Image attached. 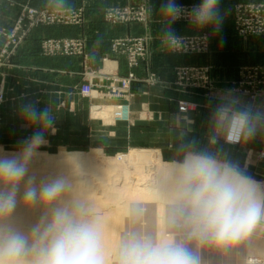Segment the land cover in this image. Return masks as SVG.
<instances>
[{"label":"rangeland","instance_id":"obj_1","mask_svg":"<svg viewBox=\"0 0 264 264\" xmlns=\"http://www.w3.org/2000/svg\"><path fill=\"white\" fill-rule=\"evenodd\" d=\"M84 1L72 0L73 11L57 14L58 8L55 0H49L52 13L44 7L45 0H0V69L14 67L12 58L20 50L26 49L29 42H32L30 47L34 48L32 50L45 64V71H47L38 74L35 71L21 72L20 69L13 73L1 70L0 82L4 84V88L0 89V96L3 97L0 101V146L6 151H15L19 147L18 141L31 134L32 129L23 128L16 115L19 97L21 94H26L29 98L40 99V107H43L44 103L49 104L57 117L55 132L48 135L49 144L40 149V154L58 156L63 152L88 156L96 152L104 161H110L116 156L118 161L116 172L114 170L113 172H104L106 176L111 175L112 180L119 179V182L110 180L111 182L107 181L104 185L107 187L114 185L118 188L125 178H127V183L140 181L138 183L141 184L142 181L143 183L146 181L144 184L149 185L152 183V179L155 181L154 169L145 165L129 164L126 159L124 162L121 157H126L134 151H157L162 162L171 164V161L177 159L176 144L185 132L187 133L185 139H192V134L193 139L197 141L199 136L201 137V141H198L199 146L207 144L209 125L195 133H188L190 127L184 117L188 112H195V114L197 112L196 116L201 115L199 112L202 113L203 109L199 108V104L208 102L209 97H215V89H222V87V90L235 89L246 100H251L241 92L248 86V83L252 82L255 87H259L260 93L264 92V63L257 60L261 56L251 57L246 54L249 49L247 45L253 44L257 50L256 44L261 41L257 39L264 37L263 1L233 0V4L227 7V15H230L236 38L221 42V40H211L210 37L206 49L198 45L195 50L182 54H173L164 50L159 40L138 36L143 32L139 28L135 29L136 26H144L149 22L148 0H106L108 6L103 8L102 22L111 28L127 25L133 28L130 29V33L128 32L124 36L103 40V47L88 45L89 40L81 38L57 37V35H53L52 31H49L50 34H44L46 30H53L60 26L82 25L85 18ZM193 1L198 3L197 0H192L191 3L183 5L190 7L195 4ZM175 24H187V21L181 19ZM35 32H38V40H28L33 37ZM179 34L182 35L181 32ZM89 47H102L99 52L95 53L98 55L95 56L98 60L95 61L94 68L91 67L88 59ZM217 50H221V54H223L219 61L221 63H230L227 57L238 54L237 63L233 69L235 77L232 81L216 78L210 64L205 63L210 61L209 59L218 52ZM72 59L79 60L78 70H76V65L72 66L69 62L66 63ZM55 61H63L60 64L61 67H54ZM111 61L122 62V74L112 68ZM55 68L63 71V78L54 77ZM69 70H71L72 76H65ZM49 71L51 72L49 73ZM124 80H129L127 88L123 87ZM85 84L91 85V92L87 95L81 93V87ZM34 86H41L42 89L34 88ZM54 86H60L61 91L54 92ZM134 92L141 93V96H136ZM253 101L261 104L264 102V96ZM124 107H127L128 118H118L114 112L118 108L124 109ZM166 107L169 111L165 110L164 114L168 115L169 122L166 120H161L158 124L149 122L156 116L153 117L152 111ZM9 108L13 110V117L10 116ZM103 109L110 111L108 116L101 117L96 114ZM208 110L205 116H209ZM11 121L13 124H10ZM263 135L264 133L258 134V137L246 142V145L260 149L256 151L255 163L251 157L247 165L250 174L258 181H264V166L258 165L264 161V157L258 159L259 154L264 152ZM239 144L241 145V143ZM223 148L230 158L239 160L243 164L247 162V156L244 154L241 156L237 149L232 151L228 147L223 146ZM57 161L59 162L60 159ZM95 163L98 164V162ZM39 164L59 169V172L46 169L45 171H49L46 173V178L55 174L70 173L69 175L74 174L77 177L78 183L83 180L81 184L85 185L84 188L89 183L93 189H96L97 194L104 189V186H98L102 185L101 181L100 184L96 180L101 178L100 173H104L100 170L98 172L92 168L94 171L89 173L86 171L87 169L79 168L80 170L75 173V168L71 167L75 166L73 161L56 164L34 161L31 165L33 173L38 172ZM137 167H140L141 169H139L144 173L143 176L141 175V180L138 175L142 172L139 169L136 172L137 170L134 169ZM125 173L129 174V177ZM148 174L151 175H149L151 178ZM149 180L151 181L149 182ZM140 201L142 200L130 201L127 204V209L130 208L129 206L138 205L142 213L133 217L134 219L131 218L132 220L128 217L129 211L128 214L126 212V216L123 215L126 218L122 221V230L120 229L121 232L118 234L119 239L113 249L115 250L113 256L118 250L122 236L129 231L156 236V204L154 201V203ZM124 202L125 200L120 201L122 206ZM162 206L167 210L165 213L168 212L166 201ZM19 207L21 210L19 209L20 212L16 214L17 216L15 215V218L21 216L25 221L22 223V220H16L19 226L28 230L32 223L34 225L41 222L39 220H42V208H26L23 203ZM24 211L26 212L23 213ZM162 216L164 217H162V226L165 230L162 231L166 235L169 231L167 214ZM26 220L28 224H26ZM252 236L264 239V222L257 225L250 237ZM246 252V241L229 251H208L205 255V264H252L248 261L258 257ZM259 259L261 263L258 264H264V262L262 263L263 259Z\"/></svg>","mask_w":264,"mask_h":264},{"label":"clouds","instance_id":"obj_2","mask_svg":"<svg viewBox=\"0 0 264 264\" xmlns=\"http://www.w3.org/2000/svg\"><path fill=\"white\" fill-rule=\"evenodd\" d=\"M57 14L73 11L72 0H55ZM44 7L52 13L49 0ZM159 42L173 54L187 53L222 32L226 16L221 0H199L190 7L162 0ZM184 19L191 35L173 25ZM221 42L223 38L221 37ZM3 97L0 96V101ZM40 99L21 94L16 109L31 134L15 151L0 146V264H205L208 251H227L244 243L264 222V181L230 158L223 144L250 142L264 133V104L246 100L235 89L209 97L207 144L195 139L176 144L177 159L153 189L167 200L168 234L129 231L115 255L105 247V222L93 203L76 189L77 178L55 174L38 179L31 165L49 144L57 117ZM43 209L42 220L25 230L16 223L18 205ZM138 205L129 217L139 216Z\"/></svg>","mask_w":264,"mask_h":264},{"label":"crops","instance_id":"obj_3","mask_svg":"<svg viewBox=\"0 0 264 264\" xmlns=\"http://www.w3.org/2000/svg\"><path fill=\"white\" fill-rule=\"evenodd\" d=\"M199 3V0H197ZM251 1V0H249ZM259 1V0H256ZM263 1L264 0H260ZM86 2V3H85ZM162 0H148V5H149V11H150V18H149V22L147 25L144 26H136L135 29H140L142 30L143 34L138 35V36H142V37H148L151 38V40H159V28H160V22H161V17L159 16L158 12L156 11V9L158 8L159 3H161ZM181 2L182 4L185 3H191L192 0H178V3ZM195 3H197L196 1H193ZM234 2L233 0H221V5L222 8L225 10L226 12V16H225V20H224V24H223V29L222 32L219 35L213 36L211 37V40H221V37L223 38V40H234L236 38L234 32H233V27L231 24V18L230 15H227L228 11H227V7H229V5L231 6ZM84 5V14H85V18H84V22L82 23V25L80 26H60L57 27L53 30H46L44 32L45 33H49V31H52L53 35H57V37H74V38H81L82 40H89L88 41V45L92 44L94 47L96 45H103V40H112L115 37H119V36H124L125 34H127L128 32L130 33L133 27H128L124 26V27H117V28H111L109 26H106L103 22H102V11L103 8L108 6V2H106V0H85L83 2ZM173 27L175 28V30L177 32H181L182 35H191L192 33L190 32V29L188 27V24H174ZM178 33V34H179ZM38 32H35L33 37L28 39V40H38ZM234 38V39H233ZM251 40H256L255 38H250ZM257 40H261L259 42H257V50L255 49V47L253 46V44H249L247 45L249 47V49L247 50V53L249 56L251 57H256V56H261L260 58H258V61H263L262 63H264V37L258 38ZM101 43V44H100ZM32 44V42L28 43L27 48L26 49H22L20 50L12 59L14 67L11 68H2L0 69L2 71H6L8 73H13V71L16 72V70H19L21 72L26 71V72H31V71H35L38 74H42L43 72H47L45 71V64L43 62H41V60H39V58L37 57L36 53L33 47H30V45ZM1 45V42H0ZM103 47V46H102ZM102 47L99 48H90L89 47V62L91 63V67H95V61L98 60L96 59V52H99ZM232 50V49H231ZM218 51V50H217ZM237 54V52H236ZM221 55V50H219L218 52H216V54H214L209 60L210 61H206L205 63L210 64V67L214 70V73L216 75V78L222 79V80H230L232 81V79L235 77L234 74V66L237 63L236 62V57L237 55L233 54L234 56H229L227 57L228 60L230 61V63H221L220 58L222 57ZM98 56V55H97ZM56 64L54 67H61V63L63 61H55ZM69 62L72 66L76 67V70H78V65H79V60L77 59H72L71 61H66V63ZM28 63V64H27ZM112 68L118 72L119 74H122L123 72H121L122 70V62L121 61H111L110 62ZM99 65V64H98ZM100 66V65H99ZM110 66V67H111ZM56 70L53 71L54 73V77L55 78H63V71L60 69L55 68ZM75 71V70H73ZM51 71H49L50 73ZM63 74V75H62ZM72 72L71 70H69L67 72V75L65 76H72L71 75ZM1 75V74H0ZM1 78V76H0ZM4 88V84H2L0 82V89ZM34 88H38V89H42L41 86H34ZM62 88H60V86H54V92H60ZM223 89V87H222ZM222 89H215V93L214 96H218L221 93ZM136 93V96L140 95L141 93ZM261 104H264L261 103ZM204 106V108H203ZM209 104L208 102H204L199 104V108L203 109V112H199L201 115L196 116L195 112H188L184 119L185 121H188V126L190 127L188 133H192L195 131H199L201 128H203L205 126L208 127L209 125V116H205L207 113L206 111L209 108ZM10 116L13 117V110L10 109ZM169 111L168 108H162L161 110H156V111H152L153 112V117L155 116L154 119L149 120L152 121V124H158L161 122V120H166V122H169V118L168 115L164 114V111ZM205 111V112H204ZM210 108L208 110V114L210 113ZM165 115V116H164ZM200 116V117H199ZM199 117V119H198ZM10 124H13V121L10 122ZM192 139L194 138L193 135L191 134ZM258 137V136H257ZM263 140H264V135H263ZM198 141H201V137L199 136ZM243 144V145H242ZM223 146L230 148L232 151H235L236 149L241 153V156H243V154L245 156H247V162H245V165L247 166L251 157L253 158V163H255V156H256V151L260 150V149H256L254 146H248L246 145V142H241V145H225L223 144ZM261 147V145H260ZM259 147V148H260ZM261 166H264V161L261 164H258Z\"/></svg>","mask_w":264,"mask_h":264},{"label":"bare ground","instance_id":"obj_4","mask_svg":"<svg viewBox=\"0 0 264 264\" xmlns=\"http://www.w3.org/2000/svg\"><path fill=\"white\" fill-rule=\"evenodd\" d=\"M115 112H117V111H115ZM109 113H110L109 110L103 109L101 111H98L96 114L99 115V116H101V117H106V116H108ZM156 152L147 151V150L137 151V152L134 151V152L130 153L128 156H126V157H124V156L121 157L122 160H124V162H125V159H126V162H128L129 164L130 163H134L135 165L136 164L137 165H145L147 167H151L152 169H154L155 174H153V175H155V181L153 179H152V181L149 180V182L151 181L152 183L151 184L148 183L149 185H146V184H144L146 182L144 179H142V180H144L145 182L143 183V181H142V183L140 184V183H138L140 181H138L137 183L132 182V181H131V183H127V178H125L123 180L122 184L120 183V185L118 186V188H116V186H114V185H109L108 187H107V185H104L107 181H110L111 180L113 182L115 180V179L112 180V177H110L111 176L110 175L111 173L109 174L110 176H106V174H105L104 171H106V172H108V171L113 172V170L115 171V169L117 167L116 163L118 162L116 156L113 159H110V161H104L100 157V154L99 153L96 154V152H94V153H92L91 155H88V156H86V155L83 156V155H81L79 153H63V152L60 153L58 156H48V155H46V154L43 153V154H40L34 161H36L37 163H51V164H56V163H60V162H63V161L69 163V162L73 161V162H75V166H71V167L72 168H75V170H74L75 173L80 170L79 168H85V169H87L86 171L89 172V173H92L94 171L93 169L97 170L98 172H99V170L101 172H104V173H100L101 174V176H100L101 178L96 179L97 181H99V183H100V181L102 183L101 186L98 185L99 187L104 186L103 187L104 189H102V191L98 192V194L96 193V189H93L92 188V185L89 184V183L88 184L86 183L87 184V187L84 188L85 185L83 184L84 185L83 186L81 184V183H83L82 182L83 181L82 179H81L82 180L81 183L80 182L78 183V181H77V183H76V189H77V191L81 195L85 196L88 200H90L93 203L95 210L102 215V217L104 219V222H105V225H106V228H105V238H104L105 247H106V249H107V251L109 253L112 252L111 253V255H112L113 252L115 251V250H113L116 247L115 244L117 245V243H116L117 242V239H119L118 238V234L122 230L121 229L122 228V224H123L122 221H123V219L126 218V217L124 218L123 215L126 216L128 214L129 209H127V207H128L127 204L130 201H133V202L134 201L135 202L136 201L138 202L139 200H142L140 202H143V201H145V202H153L154 201L155 204H156L155 205L156 206V213H155L156 215L154 214L155 215L156 222H157V223L155 222L156 223V230H157L156 231V236L158 237V236L165 235V233H163V231H165V230H163V226H162V217H163L162 215L167 214V212L165 213V211H167V210L164 209L165 207L162 206V205H163V203L165 204V201L167 202V200H166V197L156 195V193H155V191L153 189V186L154 185H157L159 182H161L163 180L166 172L170 169L171 164L162 162L161 159H160V156ZM59 159H60V161L58 162L57 160H59ZM107 160H108V158H107ZM95 162H98V164L95 163ZM39 165L40 166H38V169H40V170L37 169L38 172L37 173H34L37 176L38 179L46 178L45 176H46V173L47 172H49V171H55L56 170V168H54L53 166H48L47 167V166H41V164H39ZM58 168H59V166H58ZM139 168L137 167V169L136 168H134V169H135V171L137 170L136 172H138V169ZM142 168H143V166H142ZM46 169H50V170L49 171H45ZM148 170H151V169H148ZM39 171H41V172H39ZM140 171L142 173L140 175H138V177H140L139 180H141V177L144 174L142 170H140ZM56 172H59V169L56 170ZM79 174H81V173H79ZM125 174H126V176L128 175V177H129V174H127V173H125ZM125 174H124V176H125ZM86 175H88V174H86ZM107 175H108V173H107ZM133 175H131V176H133ZM136 175H137V173L135 174V178H136V181H137V176ZM145 175H147V174H145ZM149 175L150 174H148V176ZM78 176H80V175H78ZM84 180H85V178H84ZM116 180H115V182H116ZM133 180H134V178H133ZM114 184L116 185L117 183H114ZM121 200H125L123 206L121 205L122 203H120ZM20 205H18V208L16 210V214L19 213L20 210H21L20 209L21 207H19ZM31 210L33 211V209H31ZM25 212L26 211H24L23 213H25ZM27 212H29V211H27ZM35 212H36V209H35ZM126 212H127V214H126ZM28 215H29V213H28ZM23 217H24V215H23ZM33 217H34V215H33ZM30 218L32 219V217H30ZM30 218H28V219H30ZM131 218H133V217H131ZM23 219L24 218H22L21 216H20V218H15V220H22V221H23ZM136 219H137V217H136ZM27 220H26V224H28L27 223ZM30 221H32V220H30ZM39 221H41V220H39ZM22 223H25V221H23ZM32 225H33V223L31 224V226ZM31 226H30V228H31ZM135 226H136V224H135ZM123 228H124V226H123ZM260 234H262V233H260ZM246 249H247V252H246L247 254L250 253L251 255L253 254V255H255V257L256 256L258 257V258L256 257L257 259H254V260L252 259V260H249L248 262H250L252 264L261 263V260L259 258L263 259L262 263L264 262V239L257 238V237H254V236L249 237L246 240Z\"/></svg>","mask_w":264,"mask_h":264},{"label":"built area","instance_id":"obj_5","mask_svg":"<svg viewBox=\"0 0 264 264\" xmlns=\"http://www.w3.org/2000/svg\"><path fill=\"white\" fill-rule=\"evenodd\" d=\"M128 81L129 80H124L123 81V87L127 88L128 87ZM259 87H255V85L251 83H248V86L244 89V91H242L241 93L247 95L251 100H255L261 96H264V92L260 93L258 91ZM91 92V85L90 84H85L81 87V93L84 95H87ZM183 110H185V108H183ZM115 114L117 115L118 118L121 119H127L128 118V113H127V107H124V109L122 108H118L117 112H115ZM264 157V152H261L258 156V159H261Z\"/></svg>","mask_w":264,"mask_h":264}]
</instances>
